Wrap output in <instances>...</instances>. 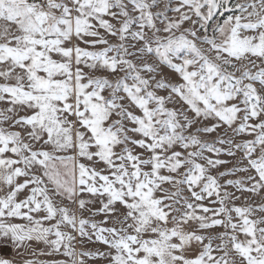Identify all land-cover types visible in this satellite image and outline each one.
<instances>
[{"label": "snow or ice", "instance_id": "snow-or-ice-1", "mask_svg": "<svg viewBox=\"0 0 264 264\" xmlns=\"http://www.w3.org/2000/svg\"><path fill=\"white\" fill-rule=\"evenodd\" d=\"M96 261L264 264V0H0V264Z\"/></svg>", "mask_w": 264, "mask_h": 264}, {"label": "rangeland", "instance_id": "rangeland-1", "mask_svg": "<svg viewBox=\"0 0 264 264\" xmlns=\"http://www.w3.org/2000/svg\"><path fill=\"white\" fill-rule=\"evenodd\" d=\"M92 247H94V246H92ZM95 264H102V262L101 261H96Z\"/></svg>", "mask_w": 264, "mask_h": 264}]
</instances>
